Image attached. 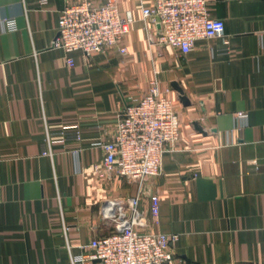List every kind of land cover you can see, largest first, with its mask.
I'll return each instance as SVG.
<instances>
[{"label":"crops","instance_id":"crops-1","mask_svg":"<svg viewBox=\"0 0 264 264\" xmlns=\"http://www.w3.org/2000/svg\"><path fill=\"white\" fill-rule=\"evenodd\" d=\"M76 1L0 0V264H67L130 216L131 197L140 232L178 235L177 260L264 264V0H206L224 33L188 53L155 43L158 25L142 16L154 0H115L131 19L126 53L91 57L51 46L60 10ZM150 81L170 87L179 139L159 176L107 177L94 145L112 139L118 115ZM75 124L80 139H62Z\"/></svg>","mask_w":264,"mask_h":264},{"label":"built area","instance_id":"built-area-1","mask_svg":"<svg viewBox=\"0 0 264 264\" xmlns=\"http://www.w3.org/2000/svg\"><path fill=\"white\" fill-rule=\"evenodd\" d=\"M142 16L158 25L154 39L157 45L170 46L181 53H188L196 40L222 36L225 29L222 19L209 15L206 0H154L142 8ZM2 22L6 30L16 28L12 18H3ZM130 23L129 17L120 14L115 0L71 2L60 10L51 46L67 55L79 50L85 57L116 46L119 52L126 53L120 45ZM66 62L73 66L70 56ZM170 92V87L159 89L155 81H150L144 95L125 105L117 117L112 139L94 145L105 153L99 172H105L107 177L116 174L137 180L161 174L163 154L173 150L179 139V120ZM59 135L79 140L81 130L77 124L65 126ZM46 141L48 150L44 154L50 156L52 137L48 135ZM128 201L130 216L123 215L115 231L81 246L85 253L70 254L67 264H188L177 260L170 249L177 234L140 232L136 228L142 220L138 198ZM149 209L157 223L159 197L155 194L150 195Z\"/></svg>","mask_w":264,"mask_h":264},{"label":"water","instance_id":"water-1","mask_svg":"<svg viewBox=\"0 0 264 264\" xmlns=\"http://www.w3.org/2000/svg\"><path fill=\"white\" fill-rule=\"evenodd\" d=\"M172 88L178 93L179 95V100L184 104V105H189V100L188 98L184 95L183 89L178 85L177 82H172L171 83ZM196 129L199 131H202L201 128L198 126V123H194Z\"/></svg>","mask_w":264,"mask_h":264}]
</instances>
